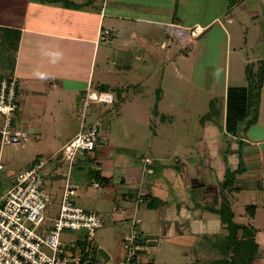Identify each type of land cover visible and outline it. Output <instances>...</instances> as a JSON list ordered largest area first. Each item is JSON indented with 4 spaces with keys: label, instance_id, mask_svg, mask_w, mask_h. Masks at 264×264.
Returning <instances> with one entry per match:
<instances>
[{
    "label": "crops",
    "instance_id": "0c3cea01",
    "mask_svg": "<svg viewBox=\"0 0 264 264\" xmlns=\"http://www.w3.org/2000/svg\"><path fill=\"white\" fill-rule=\"evenodd\" d=\"M194 6L193 0H0V80L14 79L16 82L15 125L27 132L30 143L42 136L58 135L61 126L60 133L65 137L54 149L55 154L77 134L81 125L99 123L100 145L95 151L80 156L74 166L86 176L83 183L72 181L79 190L85 191L80 201L85 207L75 199L78 195L74 203L97 215L110 212L107 215L113 214L112 223L126 222L128 230L131 220L138 218L141 237L150 245L147 253L138 255V264H178L171 261L175 258L172 247L188 244L191 232L201 228L209 232L220 230L221 236L227 240V228L220 216L209 213L202 205L219 206L225 200L233 212L232 196L239 198L242 192H258L257 203H260L264 194V122L260 117L254 119L251 128L244 132L245 122L253 116L246 119L247 97L244 99L239 92L229 93L223 108L225 130H237L241 141L240 147L230 146L228 158L219 156L221 143L218 135L213 133L215 137L211 136L207 148L202 151L203 157L207 156L210 170H203L198 161L188 167L186 161L178 166L177 172L176 166L169 165L170 168H166L160 177L150 179V175H143L140 160L144 154L135 147L139 122L135 117L149 118L153 114L156 118L165 110L161 105L165 90L163 77L176 61H171L169 54L166 60L164 56L154 65L149 60L167 48L171 50L176 42L184 48L195 39L212 40L215 35L211 28L217 14H205L204 18L201 6L197 11ZM104 31H108L106 41H98ZM193 32L202 34L193 38ZM173 33L174 42L169 39ZM14 47L16 50L12 51ZM202 50L201 55L204 47ZM205 50L207 52V45ZM190 55L195 52L190 51ZM110 59L113 60L111 65L108 64ZM191 60L193 69L194 60ZM138 67L140 71L136 70ZM126 68L131 69L136 77L131 88L124 87L118 80L127 76L121 73ZM113 75L116 81L108 77ZM174 77L182 79L177 69H174ZM152 78L158 80L154 98L147 93L149 85H146ZM90 93L109 94L112 103L93 102L84 109L83 101ZM74 110L81 111V116L76 117ZM101 117V122L96 119ZM252 128L258 131L251 132ZM252 137L258 140H252ZM50 154L46 153L42 158L46 162L42 173L46 177L45 191L57 203L63 180L61 174L55 173H61V169H55L54 159L57 157ZM250 155L255 159H249ZM34 160H29L19 171L29 168ZM238 160H242L244 171L234 177L232 189L239 191L232 193L229 187L224 189L220 183L223 184L227 170L240 167ZM160 162L153 159L154 164ZM91 170L98 171L100 178H93ZM19 171L12 175L8 171L2 172L1 181L9 186ZM172 184L175 186L170 187ZM89 185L95 189L104 187L107 191L105 195H95L89 192ZM111 202L117 203L110 211L108 203ZM142 214L149 222L142 221ZM158 222L162 226L158 230L162 229L159 237ZM263 231L257 229L256 233L262 241ZM75 233L73 243L83 246V234ZM238 233L240 239H245L246 231ZM120 240L116 264L123 259ZM262 246V252L257 256L262 261L260 264H264V243ZM225 249L227 251L221 253L230 255L227 245ZM99 250L105 258L96 256L93 249L92 264H109L112 257L105 250ZM224 256L219 255L218 250H210L207 261L217 263Z\"/></svg>",
    "mask_w": 264,
    "mask_h": 264
},
{
    "label": "rangeland",
    "instance_id": "374dc122",
    "mask_svg": "<svg viewBox=\"0 0 264 264\" xmlns=\"http://www.w3.org/2000/svg\"><path fill=\"white\" fill-rule=\"evenodd\" d=\"M194 3L195 1L193 0V6ZM220 3H222V5H220ZM200 6L203 10L204 18L205 14H207V16L211 15V13L212 15L215 13L217 14L215 16V23L211 28V30L215 32L213 39H195L194 43L191 42L189 46L187 44L184 48H180V45L176 42L171 50L167 48L165 51L160 52L158 57H156L157 55H153V59L151 58V60H149L153 61L154 65L157 61H162L164 56L166 60L168 54L171 61H173V59L176 60L175 63L170 66L168 73H165L163 77L164 84L162 86L165 90L161 105L164 106L165 110L156 118L153 117V114L149 118L142 115L135 117L139 120L136 127L137 132H135V147L143 151L144 158L148 157L151 161H153V159L155 161H161L160 164L153 163L155 174L150 175V179L163 175L165 169L170 168L168 167L169 165L176 166L175 169L177 172L178 166L180 167L186 161L189 163L188 167L194 165V163L198 161V164L203 167V170H210V168L207 167L209 163L205 158L207 156L203 157L204 154L202 151L207 148L208 141L211 139V136L215 137V134L218 135L216 137H218L217 139H219L221 143L219 147L221 150L219 151V156L228 158L230 146L236 145L234 147H240L241 141L239 140L238 133L234 130L228 131L229 129L226 131L224 124H222L224 103H226L227 96L231 92H239L244 96V99L246 97L248 98L247 104L245 102V112L247 113V106L251 101L250 92L252 90L250 86L252 85V88L253 85L256 86L259 92L257 93L255 90L252 92V95L254 97L256 96L255 101L258 107H255L254 114L251 113L250 115H254L255 119L260 117L264 122V79L260 87H258V81L262 77V72H264V57L262 56V53H264V0H196L194 9L197 11ZM222 8L223 10L221 11ZM229 19L231 20L229 21ZM197 28L198 27H195L196 30H198ZM187 33L189 34L190 32L187 31ZM201 34L200 32H193L192 37L194 38ZM189 37L192 38L191 36ZM169 39L173 42L175 41L174 33L171 34V38ZM105 41L106 39L104 42ZM206 45L208 46L207 52L205 50ZM203 47L204 52L203 55H201ZM190 51L193 53L195 52V55H190ZM191 59L194 60L193 69L190 63L192 61ZM112 61V59L108 60V64L111 65ZM149 63L152 65L151 62ZM139 69L140 67L136 68V70ZM174 69L180 72L182 79L174 77ZM114 71L115 70H113V72ZM121 73L127 74V76L121 80L117 79L121 84H124V87L131 88L134 82L133 80L136 79L131 69L123 70ZM247 75H249V77ZM108 77L112 81L115 80L114 75ZM138 79H140V77H138ZM153 79L154 78L146 84L149 85L147 93H149L152 98L155 96L153 93L155 91L154 89L158 86L157 78L154 79L156 80L155 82ZM147 103L153 105V102L147 101ZM102 106L107 107L106 105ZM73 113L76 117H80L82 114L81 111L77 113L75 110ZM107 113H109L108 110ZM130 118L131 117H128V119ZM96 119H100V122L103 121L102 117ZM217 123L220 125L219 128L217 127ZM61 129L60 126L58 135L53 133L47 135V137L42 136L32 143L28 141L24 146L21 144L1 145L0 143V162L4 166L3 173L8 171V174H15L22 169L29 160L35 159L34 161H36L37 159H42L45 157L44 155L46 153L48 155L51 153L50 155L55 158L57 157L54 159L56 164L55 169H61V173H59V171L55 173L59 176L64 173L63 170L65 166L61 163L60 151L55 154L53 152L54 149L63 142L65 137L63 133H60ZM252 131L257 132L258 130L257 128H252L251 132ZM31 138H33V136H31ZM252 140L258 139L252 137ZM48 155L46 157H48ZM253 157L254 156L250 155L249 159H255ZM237 164L243 168L242 160H238ZM236 168L237 166L235 169ZM238 170L239 169L234 171L227 170L225 179H227L231 173ZM85 177L86 176H83L81 172L76 171L75 168L73 169L71 177L73 182L78 180L83 183L85 181L84 179H86ZM232 184L227 182V186L223 187L222 182L220 183L224 189L229 187V189H231L229 192H238V189H232ZM174 186L175 185L172 184L170 187ZM106 191L104 187L95 189L92 185H89V192H94L95 195H105ZM83 192L85 191L79 190L78 194L76 192L78 196L74 198L78 201L80 206L85 207L83 203L80 202ZM232 198L233 212L230 210L229 202L225 205L233 214L232 221L242 226H249L255 230L261 229V231H263L264 194H262L260 203H257L259 200L258 192L253 191H249L248 194L242 192L239 198H234L233 196ZM114 203L116 204L117 202L108 203L110 211L113 209ZM251 203H254V205ZM225 206L222 204L209 207L202 205V208L209 213H212L211 211L217 213V211H222ZM108 213L110 212H99L98 216L103 223V227L95 233L93 241L90 244L91 249H103L108 252L112 257L109 264H116L115 256L121 245L120 239H123V237L129 233V230L126 227V222L117 224H114V222L112 223L113 214L111 213V215L108 216ZM119 214L122 215V213ZM146 215L150 216V213ZM142 221L144 223L149 222L144 214H142ZM160 227L162 226L158 222V237L162 235V229L158 231ZM226 232L228 233V229ZM75 235L76 233L71 231H64L61 233L60 240L63 244V248H69L70 244L75 241ZM189 236L190 239L189 237L187 239L190 240L188 244L173 246L172 250L169 248L175 257L172 258V262L175 263L177 261L176 263L178 264H216L207 261L210 250H218L219 255L221 254L224 256L221 252H226L225 246L232 243V240H225L223 236H221L220 230L209 232L201 228V230L191 232ZM259 237V235H256L252 240L259 245L258 257L262 252L260 247L262 248L264 243ZM242 241H244L241 245L243 249L245 241L248 240L243 239ZM182 253L186 255L183 256ZM260 262L262 261L257 259L255 264H260Z\"/></svg>",
    "mask_w": 264,
    "mask_h": 264
},
{
    "label": "built area",
    "instance_id": "2783aa9c",
    "mask_svg": "<svg viewBox=\"0 0 264 264\" xmlns=\"http://www.w3.org/2000/svg\"><path fill=\"white\" fill-rule=\"evenodd\" d=\"M107 36L108 31L102 32L98 41H104ZM15 87L14 79L0 80V143L24 146L28 134L18 128L14 120ZM93 102L111 104L112 97L106 93H90L83 101L84 109ZM99 145L100 125L95 122L81 125L77 134L62 146L61 163L65 169L61 174L63 185L57 203L45 191L46 177L42 170L46 162L42 159L19 171L9 187L0 178V264H92L90 243L102 228V221L95 212L74 203L79 186L71 177L78 158L95 151ZM140 162L143 175H152L153 161L142 157ZM3 171L0 162V176ZM139 223L136 217L131 220L129 233L122 239L123 259L117 264H138V255L148 252L149 244L141 237ZM64 231L81 232L84 245L71 243L69 248H63L60 236ZM101 252L95 250V255L104 259Z\"/></svg>",
    "mask_w": 264,
    "mask_h": 264
},
{
    "label": "trees",
    "instance_id": "16d2710c",
    "mask_svg": "<svg viewBox=\"0 0 264 264\" xmlns=\"http://www.w3.org/2000/svg\"><path fill=\"white\" fill-rule=\"evenodd\" d=\"M11 50L15 51L16 48L14 47ZM261 75H262V77L258 81V84H259L258 87H260V85L262 84V81L264 79V72H262ZM247 76L249 77V75H247ZM250 87L252 90L250 92L251 93L250 94L251 95V101L249 102V104L247 106V113L245 114L246 119L252 117L250 114L251 113L254 114L255 107L257 108V103L255 101L256 96L254 97L252 95V92L256 90V92L258 93L259 90L257 91V88L254 85H253V88H252V85ZM247 100H248V98H247ZM250 109H251V111H250ZM254 119H255V117L253 115L251 120L247 121V124L244 128V132L254 123ZM234 131L237 132V130H234ZM85 154H87V153H85ZM79 159H80V157L78 158L77 162H79ZM77 162L75 163V165L77 164ZM74 166H73V168H74ZM153 169H154V167H153ZM238 169H239L238 171L231 173L228 178L226 177L227 179H225V176H224V180H223V184H222L223 187L227 186V182L229 184H232L234 177L237 174L242 173L244 171L243 168L239 167ZM72 173H73V170H72ZM90 174H92L93 178H100V177H98L99 172L96 170H91ZM226 204H227V201L224 200V203L222 205L225 206ZM211 212L216 213L213 211H211ZM217 214L220 216L221 222L223 224H225L226 228L228 229L229 235L227 237V240H229V239L232 240V243L227 245V249H228L230 255H228V253H227L226 256L223 259L218 260L216 264H255V260L257 259V256H258V254H257L258 253V245L252 240L254 239V237L257 233V230H255L249 226H242V225H238V224L234 223L232 221L233 214L229 211L227 206H225V208L222 209V211H220V212L217 211ZM240 231L241 232L242 231L247 232V235L246 236L244 235V236H245V239L248 241H245V245H244L243 249H242L241 245L243 244L244 241H242L243 239H240L238 236L239 235L238 232H240Z\"/></svg>",
    "mask_w": 264,
    "mask_h": 264
},
{
    "label": "water",
    "instance_id": "95a60500",
    "mask_svg": "<svg viewBox=\"0 0 264 264\" xmlns=\"http://www.w3.org/2000/svg\"><path fill=\"white\" fill-rule=\"evenodd\" d=\"M262 56L264 57V53H262ZM246 124H247V121L245 122V124H244V126H246ZM101 255L103 256L104 254H103V252H101ZM105 258V257H104ZM107 259V258H106Z\"/></svg>",
    "mask_w": 264,
    "mask_h": 264
}]
</instances>
